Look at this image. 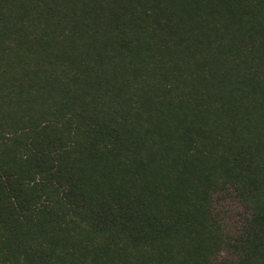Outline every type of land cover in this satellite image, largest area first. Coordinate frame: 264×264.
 <instances>
[{"label":"trees","instance_id":"16d2710c","mask_svg":"<svg viewBox=\"0 0 264 264\" xmlns=\"http://www.w3.org/2000/svg\"><path fill=\"white\" fill-rule=\"evenodd\" d=\"M0 264H264V0H0Z\"/></svg>","mask_w":264,"mask_h":264},{"label":"rangeland","instance_id":"374dc122","mask_svg":"<svg viewBox=\"0 0 264 264\" xmlns=\"http://www.w3.org/2000/svg\"><path fill=\"white\" fill-rule=\"evenodd\" d=\"M218 208L220 215L223 217L226 230L229 233H237L247 216L244 206L235 198L222 195Z\"/></svg>","mask_w":264,"mask_h":264}]
</instances>
